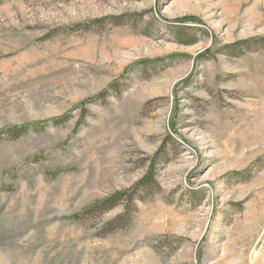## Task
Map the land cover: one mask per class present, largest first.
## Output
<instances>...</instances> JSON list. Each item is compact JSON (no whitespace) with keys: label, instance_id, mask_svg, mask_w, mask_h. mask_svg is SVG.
Instances as JSON below:
<instances>
[{"label":"rangeland","instance_id":"374dc122","mask_svg":"<svg viewBox=\"0 0 264 264\" xmlns=\"http://www.w3.org/2000/svg\"><path fill=\"white\" fill-rule=\"evenodd\" d=\"M27 123L0 264H264V0H0V129Z\"/></svg>","mask_w":264,"mask_h":264},{"label":"trees","instance_id":"16d2710c","mask_svg":"<svg viewBox=\"0 0 264 264\" xmlns=\"http://www.w3.org/2000/svg\"><path fill=\"white\" fill-rule=\"evenodd\" d=\"M180 21H182L181 19H179ZM67 118V116L65 114H63L62 116H59V117H56V118H52L48 121H59V120H63ZM48 121H43V122H40V123H32L35 127L36 126H40ZM30 123H27V124H23V125H19V126H7L6 128H3V129H0V132L1 133H6L7 132H12V131H17V132H23V131H19V130H23V129H26L28 128V125ZM133 190H126L124 192H118L116 194H113L111 195L110 197H108L107 199H101V200H97L95 202H93V204H90L89 206H86L84 209H82L79 213V215L81 214H85L86 213H91L94 209L96 208H99L101 207L102 205L106 204L107 202H109L110 200H115L117 199L119 196L121 195H126V196H129V206H131V203L133 201V194H132Z\"/></svg>","mask_w":264,"mask_h":264}]
</instances>
